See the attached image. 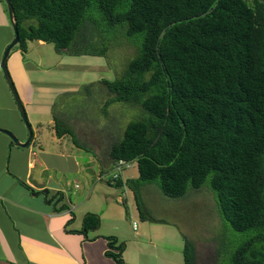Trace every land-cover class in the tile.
<instances>
[{
    "label": "trees",
    "instance_id": "trees-1",
    "mask_svg": "<svg viewBox=\"0 0 264 264\" xmlns=\"http://www.w3.org/2000/svg\"><path fill=\"white\" fill-rule=\"evenodd\" d=\"M10 2L22 49L41 40L56 53L103 57L114 71L113 79L82 88L101 85L107 106L136 109L105 160L112 167L135 161L137 176L114 182L133 191L142 219L155 221L143 213L141 184L154 183L171 198L207 184L221 219L245 236L227 264H264V0ZM114 47L133 56L118 71L109 56ZM57 122L59 136L92 150L71 124L59 129ZM82 222L96 229L100 217L87 213ZM108 239L116 252L106 255L124 264V244ZM183 240L184 264H195L197 247Z\"/></svg>",
    "mask_w": 264,
    "mask_h": 264
},
{
    "label": "crops",
    "instance_id": "crops-1",
    "mask_svg": "<svg viewBox=\"0 0 264 264\" xmlns=\"http://www.w3.org/2000/svg\"><path fill=\"white\" fill-rule=\"evenodd\" d=\"M3 9L0 1V64L6 47L14 37L8 14ZM49 44L59 57L57 64L54 63V54L49 52ZM65 56L55 53L52 43L27 40L25 49L18 43L13 46L6 60L8 73L25 112L36 124L29 144L35 138L40 139L46 141L47 150L40 147L34 151L31 146H16L8 135L0 132V264H115L106 255L110 250L115 251L110 247L108 237L115 238V245L124 244V264H149L147 256L151 253V264H156L160 257L167 258L165 264H184L183 239L178 238L175 232L161 229L157 232L161 239L155 241L150 232L152 226L145 224L146 219L138 214L141 221L133 229L130 220L119 213L118 204L110 202L105 203L106 206H101L98 201L91 205L88 202L80 206L67 205L65 208L64 204L71 201L68 202L60 186L50 183L48 176L56 169L48 159L53 162L54 157L63 156L60 152L64 144H72L76 151L79 148L72 143L70 135L59 136L56 122H71L62 114L63 107H55L57 103L63 106L67 97L79 94L84 85L101 80L98 77L94 81H84V78L70 76L67 68L61 66ZM102 69L109 70L106 64ZM45 117L48 121L41 119ZM44 123L48 127L46 133L42 128ZM0 128L8 130L20 141L27 137V130L1 69ZM49 144H55L57 151L52 149L48 152ZM83 150L88 153L87 163L98 157L93 150ZM45 172H48L46 177ZM119 178L126 180L121 174ZM109 183L116 186L115 182ZM116 187L127 188L124 184ZM50 192H56L57 196L49 198ZM87 213L99 215L98 228L84 230L82 221ZM162 224L168 223L165 221ZM127 231L133 235L130 236Z\"/></svg>",
    "mask_w": 264,
    "mask_h": 264
},
{
    "label": "rangeland",
    "instance_id": "rangeland-1",
    "mask_svg": "<svg viewBox=\"0 0 264 264\" xmlns=\"http://www.w3.org/2000/svg\"><path fill=\"white\" fill-rule=\"evenodd\" d=\"M0 1L7 14L5 3L3 0ZM49 46V52L54 54L50 44ZM128 49L130 50V48ZM110 52L109 56L113 64L111 66L113 68L115 66L116 71L126 68L128 61L133 57L127 58L131 51L129 52L123 47L116 49L114 47ZM54 56V63L57 64L59 57L56 54ZM61 62V66L67 68L70 76L78 79L84 78V81H94L98 77L111 80L115 77L112 69L108 71L102 69L106 62L103 57L66 55ZM79 92V94L67 97L63 106L57 103L55 108L63 107L61 112L71 122L78 138L84 141L86 147L95 151L98 157L93 162L87 163L88 153L83 148L79 147L76 151L72 144H64L65 147L60 152L63 153V156L54 157L53 162L48 159L56 169L55 173H51V177L48 176L50 183L62 188L68 202L71 201V203L67 202L70 207L83 205L84 202L91 205V203L95 204L99 201L101 206L110 202V204H118L119 213L130 220L131 226L134 221L135 224H140L141 218H139V211L132 196L133 191L128 187L119 188L108 182L111 180L113 167L110 164L106 165L108 159L105 160L110 141L119 131L121 132L120 135L122 134L129 121L137 118L136 109L129 103L107 106L104 100L108 95L99 86L91 89L81 88ZM26 116L32 132L33 129L35 131L36 124L31 121L30 114L26 113ZM41 119L48 121L46 117ZM57 124L58 128L61 129L66 122L58 121ZM24 128H26L25 125ZM42 128L43 132L46 133L47 124L44 123ZM35 140L40 139L35 138L32 143L23 148L31 146L34 151L39 150L40 147L47 150L46 141L40 140L39 143H36ZM55 144H49L48 152L52 149L57 151ZM99 174L101 178L98 179ZM46 175L48 172H45L44 177ZM121 175L123 179L134 178L137 175V166L134 165L122 171ZM94 192H96L95 195ZM139 195L143 203V213L147 215L148 212L155 218V221H145V224L152 226L150 232L153 233L154 240L160 241L161 237L157 232L162 230L173 231L178 238H187L197 247L196 264H213L216 257L217 264H227L234 249L245 238L242 232L234 230L221 219L216 205L215 193L207 184L199 189H189L183 197L171 198L165 196L156 184L144 183L139 187ZM49 196V198L51 196L56 197L57 194L50 192ZM165 221L168 224H162ZM127 232L130 236L133 235L131 231ZM152 254L147 256L149 264L153 262ZM165 259L167 258L160 257L156 264H165Z\"/></svg>",
    "mask_w": 264,
    "mask_h": 264
},
{
    "label": "water",
    "instance_id": "water-1",
    "mask_svg": "<svg viewBox=\"0 0 264 264\" xmlns=\"http://www.w3.org/2000/svg\"><path fill=\"white\" fill-rule=\"evenodd\" d=\"M3 2L5 3V6H6V11H7V14H8V17H9V20H10V23H11V27L13 29V32H14V37L13 39L11 40V42L8 44V46L6 47L5 51H4V54H3V57H2V60H1V71L2 73L4 74V77L7 81V84L10 88V91L13 95V98L15 100V103H16V107L18 109V112L20 114V117L26 127V130H27V137L24 141H20L18 140L11 132H9L8 130H5L3 128H0V132L1 133H4L6 135H8L11 139V143H13L14 145L16 146H20V147H26L29 142H30V139L32 137V130H31V127L27 121V116H26V112H25V109H24V106L19 98V95L15 89V86L11 80V77H10V74L8 73V70H7V66H6V60H7V57H8V54H9V51L11 50V48L13 46H15L18 41H19V34H18V28H17V24L14 20V16H13V8H12V5H11V2L10 0H3ZM46 192V191H45Z\"/></svg>",
    "mask_w": 264,
    "mask_h": 264
},
{
    "label": "built area",
    "instance_id": "built-area-1",
    "mask_svg": "<svg viewBox=\"0 0 264 264\" xmlns=\"http://www.w3.org/2000/svg\"><path fill=\"white\" fill-rule=\"evenodd\" d=\"M0 69H1V65H0ZM135 161L134 160H119L117 161L114 165H113V174L111 176V181L114 182V180L118 179L120 177V174L122 171L131 168L135 165ZM99 176V177H98ZM97 177L98 179L101 178V175L99 174ZM132 227L133 229L136 228V224L135 222L132 223Z\"/></svg>",
    "mask_w": 264,
    "mask_h": 264
},
{
    "label": "clouds",
    "instance_id": "clouds-1",
    "mask_svg": "<svg viewBox=\"0 0 264 264\" xmlns=\"http://www.w3.org/2000/svg\"><path fill=\"white\" fill-rule=\"evenodd\" d=\"M136 165V164H135ZM112 182V181H111Z\"/></svg>",
    "mask_w": 264,
    "mask_h": 264
}]
</instances>
